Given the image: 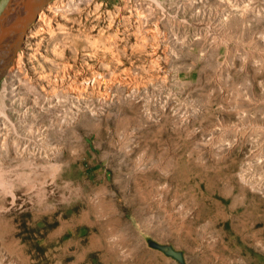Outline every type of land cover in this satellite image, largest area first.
<instances>
[{
	"label": "rangeland",
	"instance_id": "obj_1",
	"mask_svg": "<svg viewBox=\"0 0 264 264\" xmlns=\"http://www.w3.org/2000/svg\"><path fill=\"white\" fill-rule=\"evenodd\" d=\"M54 90L73 121L26 109L50 155L0 180V264H264V0H52L0 131Z\"/></svg>",
	"mask_w": 264,
	"mask_h": 264
},
{
	"label": "bare ground",
	"instance_id": "obj_2",
	"mask_svg": "<svg viewBox=\"0 0 264 264\" xmlns=\"http://www.w3.org/2000/svg\"><path fill=\"white\" fill-rule=\"evenodd\" d=\"M71 4V3H69ZM64 6V5H62ZM76 6V5H75ZM60 7V6H59ZM66 7V6H65ZM65 7H61V8H65ZM78 9V7L76 6L75 9ZM58 9V7H57ZM56 9V10H57ZM60 9V8H59ZM57 10V11H60V10ZM68 10L71 9V7L69 6V8H67ZM73 9V10H75ZM67 10V11H68ZM62 11V9H61ZM64 11V10H63ZM47 20V19H46ZM44 21V19H43ZM46 23V22H45ZM11 74V73H10ZM15 75V74H14ZM56 79V77H55ZM63 79V77H62ZM61 79V80H62ZM47 81V79H46ZM86 81V80H85ZM84 81V82H85ZM90 81V80H89ZM52 82V80H51ZM64 82V81H63ZM49 83V82H48ZM56 84V83H55ZM88 84V83H87ZM57 85V84H56ZM53 86V85H52ZM82 86V85H81ZM59 87V86H58ZM83 87V86H82ZM79 89V88H78ZM81 89V87H80ZM80 89L78 91H80ZM83 89V88H82ZM38 90V89H37ZM36 90V91H37ZM17 91V90H16ZM35 89L33 86H30V92H34ZM35 91V92H36ZM46 91V89H45ZM56 90H54L53 92L51 93H48L46 94L44 97H43V102H41V107H39L37 104H39V98L33 96V98H30L29 97V102H26V101H23L21 103V105L25 104L24 105V108H22L25 112V115H27V121H29L28 123H30V125L27 123H25L26 121H21L20 117L19 118V121L14 122H11V125H10V129H11V132L9 133H6L7 131H3L2 130L0 131V180L3 179L4 175L8 172V168L10 166V162H13V161H16L17 163H21V164H25L26 165V170L24 171L23 174L25 175H28L30 172L29 171H33L35 170L36 171V176L34 177V175H31L30 177L31 178H35L37 179V181L35 179H33L34 181L37 182V184H40L41 182V176H42V172H43V161L44 159L47 157L48 158V155H50L48 153V155H46V151L45 149L47 148L48 146V137H47V132H46V129L43 128H37L35 125H34V120H31V116L26 113V109L27 108H30V110L34 113H38L40 117L42 118H47L48 117L50 118L51 121H56V123L54 125H57L58 129L63 131V128L64 127H67L72 121L73 119L71 118H68V120L65 118V117H61V119L55 117V111L57 110H54L56 107L58 108L60 106V103L61 102H64L62 101V97H64L63 95H59L58 93H54ZM77 91V92H78ZM85 90H82L80 91L81 93L84 92ZM34 92V94H36ZM71 92V91H70ZM37 94H39V90L37 91ZM36 94V95H37ZM41 94V93H40ZM66 94V93H65ZM69 94V93H67ZM85 94V93H83ZM39 96V95H38ZM69 97V96H68ZM18 99V97H16ZM65 98V97H64ZM83 98V97H82ZM41 99V98H40ZM42 100V99H41ZM26 105H28V107H26ZM62 106V105H61ZM81 107V106H80ZM61 109V108H60ZM28 110V109H27ZM30 111V112H31ZM23 112V113H24ZM32 113V114H33ZM61 113V112H60ZM73 113V112H72ZM80 113V112H79ZM4 115L6 116V113H4L2 110H0V115ZM62 114V113H61ZM58 115V114H57ZM71 115V114H70ZM24 116V115H23ZM33 116V115H32ZM59 116V115H58ZM74 116V115H73ZM76 117V116H75ZM56 119V120H55ZM16 120V119H15ZM38 120V118H37ZM43 120V119H42ZM37 124V123H36ZM44 124H46L44 122ZM39 125V124H38ZM43 125V124H42ZM4 126V125H3ZM2 126V127H3ZM47 127V126H46ZM50 127V126H49ZM55 127V126H54ZM56 127V128H57ZM51 128V127H50ZM53 128V127H52ZM3 129V128H2ZM48 129V127H47ZM57 129V130H58ZM49 130V129H48ZM55 130V132H59ZM65 130V129H64ZM62 133V132H61ZM55 135V134H53ZM52 135V136H53ZM50 147V146H49ZM48 147V148H49ZM47 148V149H48ZM48 151V150H47ZM46 152V153H45ZM45 153V154H44ZM58 154V153H57ZM55 154L53 152V155H51V157H53ZM50 158V157H49ZM47 160V159H46ZM45 160V161H46ZM24 165V166H25ZM19 166V165H17ZM12 171L13 169L10 168ZM18 169V168H17ZM10 170V172H11ZM15 170V168H14ZM23 171V170H22ZM14 173L16 172H20L19 170L18 171H13ZM14 173H11L14 175ZM32 173H35V172H32ZM46 172H44L45 174ZM7 175V174H6ZM5 175V176H6ZM11 175V176H13ZM22 175H20L19 177H21ZM38 176V177H37ZM8 177V176H7ZM10 177V176H9ZM29 177V178H30ZM37 177V178H36ZM22 178V177H21ZM20 179V178H19ZM44 179V177H43ZM21 180V179H20ZM16 181V180H15ZM25 182V180H23ZM38 181H41L38 183ZM3 182V181H2ZM31 182V181H30ZM9 184V183H8ZM33 184V183H32ZM36 184V183H35ZM36 184V185H37ZM21 185V184H20ZM23 185V184H22ZM30 185V184H29ZM42 185V184H41ZM39 185V186H41ZM0 186H3V184H0ZM24 186V185H23ZM36 187V186H34ZM29 188H32L29 187ZM1 189V188H0ZM6 189V188H5ZM4 189V190H5ZM12 189V188H11ZM3 190V189H2ZM0 190V192L2 191ZM39 192H43L41 187L38 188ZM4 192V191H3ZM10 192V191H9ZM31 192V191H30ZM7 193V192H5ZM9 194V193H8ZM36 194V193H35ZM39 194V193H38ZM2 195V194H1ZM11 194H9L8 196H10ZM16 195V194H15ZM41 195V194H40ZM6 196V195H5ZM37 196V195H36ZM11 197V196H10ZM13 197V196H12ZM8 198V197H7ZM15 198V197H14ZM8 200V199H7ZM43 200V199H41ZM9 202V201H8ZM39 203H41L40 201H38ZM44 202V201H43ZM16 204V203H15ZM20 206V204H19ZM40 206V205H39ZM9 207V206H8ZM41 207V206H40ZM4 209V208H3ZM8 218V217H7ZM4 219V218H3ZM12 219V218H11ZM7 220V219H6ZM4 222V221H2ZM9 222V221H8ZM7 222V223H8ZM11 222V221H10ZM6 223V225H8ZM4 225V223L2 224ZM9 226V225H8ZM2 227V226H1ZM7 227V226H6ZM11 227V226H10ZM9 227V228H10ZM5 228V226H4ZM3 230V229H2ZM6 230V229H5ZM13 234V233H12ZM3 236L5 237V235L3 234ZM2 237V236H1ZM11 240V239H10ZM13 240V239H12Z\"/></svg>",
	"mask_w": 264,
	"mask_h": 264
},
{
	"label": "water",
	"instance_id": "obj_3",
	"mask_svg": "<svg viewBox=\"0 0 264 264\" xmlns=\"http://www.w3.org/2000/svg\"><path fill=\"white\" fill-rule=\"evenodd\" d=\"M52 0H10L0 14V78Z\"/></svg>",
	"mask_w": 264,
	"mask_h": 264
},
{
	"label": "flooded vegetation",
	"instance_id": "obj_4",
	"mask_svg": "<svg viewBox=\"0 0 264 264\" xmlns=\"http://www.w3.org/2000/svg\"><path fill=\"white\" fill-rule=\"evenodd\" d=\"M6 5H7V4H6ZM5 7H6V6H5ZM5 7H4V8H5ZM3 10H4V9H3Z\"/></svg>",
	"mask_w": 264,
	"mask_h": 264
}]
</instances>
